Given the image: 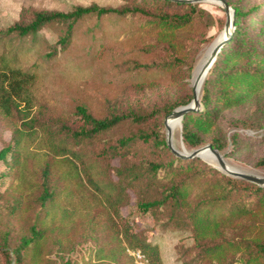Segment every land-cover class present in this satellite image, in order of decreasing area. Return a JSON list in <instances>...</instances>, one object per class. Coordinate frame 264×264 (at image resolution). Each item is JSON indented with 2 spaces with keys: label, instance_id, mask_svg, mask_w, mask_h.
Segmentation results:
<instances>
[{
  "label": "trees",
  "instance_id": "trees-1",
  "mask_svg": "<svg viewBox=\"0 0 264 264\" xmlns=\"http://www.w3.org/2000/svg\"><path fill=\"white\" fill-rule=\"evenodd\" d=\"M147 1L158 7L155 13L137 0L120 6L91 3L74 5L67 11L35 10L25 23L15 22L4 32L24 37L34 35L46 24L58 25L61 29L57 34L58 48L45 52L52 57L57 49L70 43L77 24L87 17L138 16L149 33L161 30L172 36L198 12L197 4ZM225 1L233 11L230 33L201 85V109L185 112L180 120L181 139L188 149L203 143L219 111L264 94V11L260 14L264 3L243 8L231 0ZM168 7H174L173 11L167 10ZM100 39L95 40L100 43ZM33 66L23 68L0 54V118L10 124L13 140V144L0 148V159L10 151H17L13 158L16 187L22 194L26 161L35 157L43 161L37 182L28 186L38 193L37 210L26 234L12 243L0 241V252L7 264H24L27 259L36 258L40 242L55 239L56 234L70 229L76 217L85 218L82 228L91 233L100 218L110 219L111 210L117 213L128 197V190L135 194L139 213L149 214L152 221L164 228L170 225L189 232L197 241L195 264H264V184L223 174L195 157L176 156L154 129L138 128L114 136L120 126L144 122L156 113L154 110L112 111L95 116L85 104L77 103L74 124L39 119L33 112L38 105L33 91L37 72ZM191 97L188 94L168 104L165 113L187 104ZM27 139L36 143L34 150L24 145ZM208 142L218 151L224 147L216 136H211ZM160 152L165 154L164 159L160 158ZM112 159L117 163L111 166L110 174L103 162ZM258 163L264 164V156ZM111 238L114 245L122 240L129 248L138 249L147 264H162L157 243L142 237L130 224L118 225ZM94 251L98 262L116 257L111 249V255L105 254L102 246Z\"/></svg>",
  "mask_w": 264,
  "mask_h": 264
},
{
  "label": "rangeland",
  "instance_id": "rangeland-1",
  "mask_svg": "<svg viewBox=\"0 0 264 264\" xmlns=\"http://www.w3.org/2000/svg\"><path fill=\"white\" fill-rule=\"evenodd\" d=\"M135 1L0 0V54H5L14 64L23 68L34 65L37 81L33 91L38 105L33 112L39 119L50 123L74 124L77 122L74 114L77 103L85 104L95 116H103L112 111L148 113L154 110L156 113L144 122L120 126L115 130L114 136L133 132L138 128L154 129L166 144L165 107L186 98L188 94L192 96V73L204 51L224 26L225 12L220 4L210 1L191 3L197 4L198 12L190 23L172 36L161 30L149 33L142 26L143 19L138 16H105L100 19L87 17L77 24L70 43L63 49H57L52 57H47L45 52L58 48L57 34L61 30L58 25L46 24L34 35L24 37L4 32L8 25L15 22L25 23L35 10L67 11L74 5L96 3L102 6H120L136 3ZM137 1L151 12L155 13L158 9L147 0ZM231 1L243 8L254 3H264V0ZM173 8L166 9L173 11ZM263 11L262 9L260 14ZM97 37H101L100 43L95 40ZM207 74L208 71L205 77ZM200 94L201 86L199 98ZM200 109L199 104L197 110ZM252 121L253 123H246ZM9 126L7 121L0 118V148L13 144ZM211 136H216L223 142L224 147L219 152L228 165L239 171L263 176L264 164L261 165L258 160L264 156V94L259 99L253 98L219 111L212 131L204 137L200 146L209 144ZM170 140L178 150L184 146L179 123L174 132L170 133ZM24 145L34 150L36 143L27 139ZM184 148L187 151L195 149ZM145 151L147 156L148 149ZM16 153V150L10 151L0 159V241L8 243L25 235L34 219L38 190H29L28 186L37 182L43 162L38 157L28 158L26 161V185L23 184L22 194L16 187L18 179L13 161ZM159 154L161 159L166 157L163 152ZM195 158L213 167L203 157ZM116 163L115 159L103 162L110 174L111 166ZM10 165L13 167L9 168ZM109 213L110 219L107 216L100 218L99 225L91 233L82 228L85 218L76 217L70 229L56 234L55 239L50 237L40 242L38 256L31 258V261L27 259L24 264H147L138 249L129 248L122 240L114 245L111 234H115L118 225L123 222L130 224L148 241L157 243L162 264H195L197 241L189 236L188 231L170 225L164 228L160 223L152 221L149 214L139 213L132 191L128 190V197L117 213L115 210ZM97 246H102L107 255L111 249L116 257H107L98 262L94 254ZM136 252L140 253V257L136 256ZM0 264H7V259L1 252Z\"/></svg>",
  "mask_w": 264,
  "mask_h": 264
},
{
  "label": "water",
  "instance_id": "water-1",
  "mask_svg": "<svg viewBox=\"0 0 264 264\" xmlns=\"http://www.w3.org/2000/svg\"><path fill=\"white\" fill-rule=\"evenodd\" d=\"M174 2H178V3H194V2H202V1H210V2H216L218 4H220L225 12V22H224V26L222 29V37L220 40H218L213 47L210 49L207 58L204 62V64L202 65V67L200 68L199 72H198V77H201V84L203 82V79L205 77V74L208 70V68L210 67L211 63L213 62V60L215 59L218 51L220 50L221 45L223 44L224 40L226 39V37L229 35L230 33V29L232 26V9L228 6L227 2L225 0H171ZM200 84V86H201ZM199 97L198 95L196 96L194 93H192V98L191 100L185 104V105H181L178 106L176 108H174L169 114H167L165 120H164V126L166 129V145L167 147L170 149V151L176 155V156H180V157H201V153L204 151H210L212 153V155L214 156L217 165L213 166L219 170H221L222 172L230 175V176H234V177H240L246 180H249L251 182H254L258 185H262L264 184V175L263 176H258V175H254L251 173H247V172H243V171H239L237 169H232L229 168L227 163L223 160L222 155L220 154V152L216 149L213 148L210 144H205L203 146H200L198 148L192 149L187 151L184 146L182 147L181 150H178L176 148H174L171 143H170V130L166 124V120L168 118H175L177 117L179 120V126H181L180 120L182 115L185 112L188 111H193L196 110L199 106Z\"/></svg>",
  "mask_w": 264,
  "mask_h": 264
},
{
  "label": "bare ground",
  "instance_id": "bare-ground-1",
  "mask_svg": "<svg viewBox=\"0 0 264 264\" xmlns=\"http://www.w3.org/2000/svg\"><path fill=\"white\" fill-rule=\"evenodd\" d=\"M221 37H222V32L215 37V39L212 42V44L204 51L205 52L204 55L202 56V58L200 59V61L198 62V64L196 65V67H195V69H194V71L192 73V76H191V84H192L193 93L196 96L199 94L200 84H201V77H198V72H199L200 68L202 67V65L204 64V62H205V60L207 58V55H208L210 49L213 47V45L218 40L221 39ZM178 123H179V120H178L177 117H175V118H168L166 120V124H167V126H168V128L170 130V133H173L174 132V130L178 127ZM170 143H171V140H170ZM200 155H201V158L203 157L211 165H213V166H216L217 165L216 160H215L214 156L212 155V153L210 151H204ZM228 167L229 168H232V169H235L233 166H230V165H228Z\"/></svg>",
  "mask_w": 264,
  "mask_h": 264
},
{
  "label": "built area",
  "instance_id": "built-area-1",
  "mask_svg": "<svg viewBox=\"0 0 264 264\" xmlns=\"http://www.w3.org/2000/svg\"><path fill=\"white\" fill-rule=\"evenodd\" d=\"M136 256H137V257H140V253H139V252H136Z\"/></svg>",
  "mask_w": 264,
  "mask_h": 264
}]
</instances>
